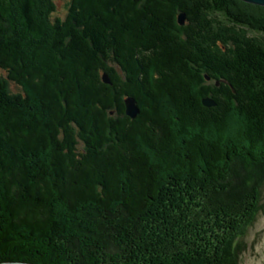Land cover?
Here are the masks:
<instances>
[{"label": "trees", "instance_id": "trees-1", "mask_svg": "<svg viewBox=\"0 0 264 264\" xmlns=\"http://www.w3.org/2000/svg\"><path fill=\"white\" fill-rule=\"evenodd\" d=\"M55 2L0 0V263L239 264L264 206V45L235 28L264 32V9Z\"/></svg>", "mask_w": 264, "mask_h": 264}, {"label": "rangeland", "instance_id": "rangeland-1", "mask_svg": "<svg viewBox=\"0 0 264 264\" xmlns=\"http://www.w3.org/2000/svg\"><path fill=\"white\" fill-rule=\"evenodd\" d=\"M67 2L68 0H56V10L53 15L58 18H63L66 13ZM241 3L243 4L241 10H243L247 15L253 16L254 18L260 16L263 12L264 7H259L243 2ZM215 19L217 21L216 24L219 27H231V23L226 22L218 16ZM235 30L238 31L240 36H243L247 39L253 40L256 43L264 45V32L261 31L260 33H258L255 30L241 28V26H236ZM8 89L10 93L13 94L21 92L20 88L11 82L8 83ZM261 196V202L264 203V186L262 189ZM243 240L245 247L242 253L240 254L239 264H264V206L262 211L257 215L253 226L248 229L246 236L243 238Z\"/></svg>", "mask_w": 264, "mask_h": 264}, {"label": "water", "instance_id": "water-1", "mask_svg": "<svg viewBox=\"0 0 264 264\" xmlns=\"http://www.w3.org/2000/svg\"><path fill=\"white\" fill-rule=\"evenodd\" d=\"M240 1L243 2V3L256 5V6H259V7H264V0H240ZM185 19H186L185 14L184 13H180L178 15V17H177L178 25L179 26H183L185 24ZM102 81H103V83H106V84L110 83L106 76L102 77ZM203 105L205 107H213L215 104L210 99H204L203 100ZM124 106H125V114L130 119H135L136 116L139 113V109L137 107L136 101L131 96H126L125 99H124ZM0 264H30V263L7 262V263H0Z\"/></svg>", "mask_w": 264, "mask_h": 264}]
</instances>
